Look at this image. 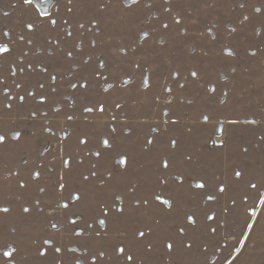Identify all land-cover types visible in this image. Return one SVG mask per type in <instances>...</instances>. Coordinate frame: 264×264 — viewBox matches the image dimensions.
Wrapping results in <instances>:
<instances>
[{
	"label": "rangeland",
	"instance_id": "1",
	"mask_svg": "<svg viewBox=\"0 0 264 264\" xmlns=\"http://www.w3.org/2000/svg\"><path fill=\"white\" fill-rule=\"evenodd\" d=\"M127 2L0 0V264H264V0Z\"/></svg>",
	"mask_w": 264,
	"mask_h": 264
},
{
	"label": "snow or ice",
	"instance_id": "2",
	"mask_svg": "<svg viewBox=\"0 0 264 264\" xmlns=\"http://www.w3.org/2000/svg\"><path fill=\"white\" fill-rule=\"evenodd\" d=\"M24 2H25V3H29L30 0H24ZM131 2H135V0H128L127 3H131ZM125 3H126V2H125ZM70 10H71V9H69V11H70ZM257 11H259V9H257ZM177 22H179V21H177ZM53 23H55V21H53ZM81 26H82V25H81ZM28 27L31 28V25H29ZM164 27L166 28L167 25L165 24ZM161 43H163V41H161ZM8 51H9V49H8V47H7L6 45H2V44H0V54L7 53ZM11 74H12L13 76L15 75V69H12V70H11ZM191 75H192L193 77H195V76H196V73H195V72H192ZM52 79L55 80V77H52ZM0 83H3V82L0 81ZM121 83H125V82H124V81H121ZM144 83H145V85H147V80H145ZM16 87H19V85H16ZM40 87H43V85H40ZM72 87L75 88V87H76V84H73ZM81 87H86V85H81ZM180 87L183 88L184 86H183V85H180ZM4 91H5V93H6V92H7V89L5 88ZM168 91H171V89H168ZM30 94H31V93H30ZM19 99H20L21 102H23L24 97H23V96H20ZM40 102L43 103V98H40ZM189 102H191V101H189ZM6 107L11 108V105L8 104V105H6ZM117 107H119V105H117ZM99 110L102 112V111L104 110V109H103V106H101ZM84 111H85V112H91L92 109H91V108H85ZM33 115H35V113H33ZM165 115H167V113H165ZM68 119H72V117L69 116ZM203 119H204L205 121H207V120H208V117L205 116V117H203ZM173 123H175V121H173ZM113 131H114V129H113ZM16 135H17L16 133H13V136H14V137H15ZM3 141H4V137H3V136H0V143H3ZM80 143H81V144H84V143H86V141L82 139V140L80 141ZM102 143L104 144L105 147H108V146H109V142H108L107 140H103ZM149 143H151V141H149ZM171 144H172L173 147H175V145H176V141H175V140H172V141H171ZM94 155L99 156L100 153H99V152H96V153H94ZM189 159H190V157H189ZM63 163H64V166L67 167L68 164H69V161H68V160H64ZM116 163H118V164H125V163H126V160H125L124 157H120V158H118V159L116 160ZM162 164H163V167H164L165 169H167V168L169 167V164H168L167 159H163ZM33 175L36 176V177H38V176H39V173H33ZM92 175H95V173H92ZM233 175H234L236 178H239L242 174H241L240 171H234ZM174 178H175L176 180H179V179H180L179 176H176V177H174ZM84 179L87 180L88 177L85 176ZM24 186H25V185H24L23 183L20 184V187H24ZM192 186H193L194 188H198V189H203V188L205 187V185H204L203 183H196V182H193V185H192ZM60 187L63 188L64 185L61 184ZM251 187L255 189L257 186H256V184H251ZM42 190H43V189H41V191H42ZM218 191L221 192V193H223V192L225 191L224 186H222V185L219 186V187H218ZM261 196H262V199L260 200V203H261V204H264V193H261ZM74 198H75V197H74ZM214 198H215L214 196H212V195H208L205 199H206V200H213ZM155 199H156V200H161V198H160L159 196H156ZM145 203H147V201H145ZM162 203H163L164 205L168 206L169 208L171 207V202H170L169 200H163ZM0 211L7 212L8 209H7V208H0ZM24 211L27 212V211H29V209H28V208H24ZM121 211H122V209H121ZM253 215H254V213H253ZM206 219H208V220H213V219H214V216H212V215H207V216H206ZM186 220H187L188 223H190V224H193V225L195 224V220H194V218L192 217L191 214H187V215H186ZM99 222H100L101 225L104 224V221H102V220L99 221ZM247 227H248V228H251L252 225H251V224H248ZM179 231H180L181 233H183L184 229L181 228ZM211 231H212V232H215L216 229H215V228H212ZM137 234H138V236L141 237V238H143L144 235H145L144 231H142V230L139 231ZM165 247H166L169 251H171L172 248H173V245H172L171 243H167V244L165 245ZM188 247H191V245H188ZM56 251L58 252L59 249H56ZM116 251H117L118 253H120V254H124L125 249H124L123 246H118V247L116 248ZM6 254H7V253H6ZM43 254H44V253H41V255H43ZM98 255H99L100 257H103V256H104V253H103V252H99ZM126 260L129 261V262H131V261L133 260V256H132V254H130V253L127 254V255H126ZM77 264H83V261H78ZM93 264H95V257H93Z\"/></svg>",
	"mask_w": 264,
	"mask_h": 264
}]
</instances>
